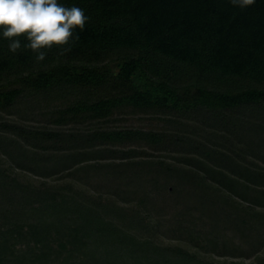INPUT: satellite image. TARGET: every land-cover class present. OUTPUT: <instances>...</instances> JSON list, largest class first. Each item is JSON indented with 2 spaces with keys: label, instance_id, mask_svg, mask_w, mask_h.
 Here are the masks:
<instances>
[{
  "label": "trees",
  "instance_id": "obj_1",
  "mask_svg": "<svg viewBox=\"0 0 264 264\" xmlns=\"http://www.w3.org/2000/svg\"><path fill=\"white\" fill-rule=\"evenodd\" d=\"M58 3L89 18L63 54L0 29V264H243L160 231L264 264V0ZM125 113L170 125H111Z\"/></svg>",
  "mask_w": 264,
  "mask_h": 264
},
{
  "label": "clouds",
  "instance_id": "obj_2",
  "mask_svg": "<svg viewBox=\"0 0 264 264\" xmlns=\"http://www.w3.org/2000/svg\"><path fill=\"white\" fill-rule=\"evenodd\" d=\"M234 6L246 8L255 0H230ZM88 17L78 6L66 7L58 0H0V29L2 37L9 40L8 49L17 53L22 48L19 37L24 36L28 43L25 49L36 53V61L46 58L45 51L54 45L61 47V54L70 50L63 48L73 40V30L84 29ZM79 39L78 35L75 37Z\"/></svg>",
  "mask_w": 264,
  "mask_h": 264
},
{
  "label": "rangeland",
  "instance_id": "obj_3",
  "mask_svg": "<svg viewBox=\"0 0 264 264\" xmlns=\"http://www.w3.org/2000/svg\"><path fill=\"white\" fill-rule=\"evenodd\" d=\"M118 66L113 65V71H117ZM134 81L139 85L140 88L142 89H148L149 87L147 86L146 82L142 77L135 76ZM20 110H25L23 107L20 108ZM32 114L27 119H23L22 122L25 124H32V125H42L45 124L46 120L44 116L38 114V112L32 111ZM17 114H11V115H4L5 119H11V120H17ZM118 117L116 120L110 122L111 125H115L118 127H127V128H142L143 130H148V129H155L159 130L162 128H167L170 123H168L166 120H163L161 115H152L151 113L149 114H144V113H125V114H117L115 115ZM20 121V120H19ZM203 132H201L202 134ZM200 135V134H199ZM240 139L245 142H252L255 141L256 138L254 136H248L243 134H239ZM239 136L232 137L233 142H239ZM197 138H200L198 136ZM218 140L223 139V138H217ZM221 141V140H220ZM231 141V140H230ZM241 142V141H240ZM131 146H135V143H130ZM235 145H242L241 143H236ZM159 239L161 243L171 246L173 249L181 252H187L190 254H195L197 256H203L204 258H208L211 260H214L215 262H230V261H235V262H242L243 264H247L250 262H253L255 260V254H251L248 257L240 256V257H233L231 255H218L214 251H211L209 249H203L198 246H194L191 244H185L184 242H180L179 240L171 238L168 233H163L160 231L159 234Z\"/></svg>",
  "mask_w": 264,
  "mask_h": 264
}]
</instances>
